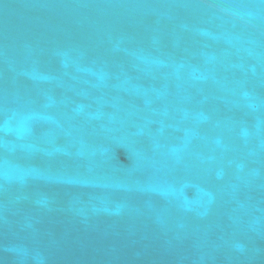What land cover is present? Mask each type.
I'll list each match as a JSON object with an SVG mask.
<instances>
[{
	"label": "water",
	"instance_id": "obj_1",
	"mask_svg": "<svg viewBox=\"0 0 264 264\" xmlns=\"http://www.w3.org/2000/svg\"><path fill=\"white\" fill-rule=\"evenodd\" d=\"M0 264H264V0H0Z\"/></svg>",
	"mask_w": 264,
	"mask_h": 264
}]
</instances>
